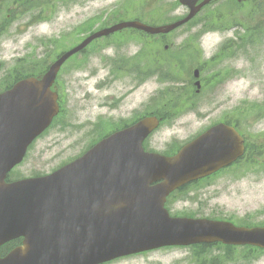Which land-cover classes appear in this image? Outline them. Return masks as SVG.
Here are the masks:
<instances>
[{
  "label": "rangeland",
  "instance_id": "1",
  "mask_svg": "<svg viewBox=\"0 0 264 264\" xmlns=\"http://www.w3.org/2000/svg\"><path fill=\"white\" fill-rule=\"evenodd\" d=\"M131 1L125 10L121 0L47 1L41 8L39 23L28 31L16 30L13 15L0 10V80L4 70H10L19 57H26V62L17 70L27 67L25 73H30L42 68L41 60L50 51L62 53L77 46L92 33L95 26L89 19L93 15L99 18L97 23L106 19V26L135 17L162 25L179 19L185 11L177 0H153L148 4L144 0ZM107 7V16L105 12L95 13ZM123 11L128 14L123 16ZM199 17H206V27L213 28L202 37L199 22L164 37L124 32L96 43L69 62L67 78L61 84L65 103L61 124L58 122L32 144L24 162L14 170L15 176L52 172L108 134L147 115L157 114L163 120L145 143L148 151L160 154L174 153L211 126L230 121L247 143H253L248 157L207 184L191 187L171 205V211L245 227L264 225V0L240 5L235 0H222ZM236 24L241 25V39L251 40L237 53L231 48L234 44L227 42L236 36ZM139 50L144 55V80L136 81L130 72L111 80L110 71L118 66L123 67L122 71L130 69L132 64L124 61ZM213 56L218 58L209 61ZM197 67L201 70L198 94L186 82H193L192 72ZM153 72L156 74H148ZM5 82L0 81V91ZM102 84L105 86L100 89ZM118 99L120 103L110 108L109 104ZM204 260L206 264L211 260L215 264H264V253L240 247L231 252L220 248L202 254L182 248L112 264H201Z\"/></svg>",
  "mask_w": 264,
  "mask_h": 264
},
{
  "label": "water",
  "instance_id": "2",
  "mask_svg": "<svg viewBox=\"0 0 264 264\" xmlns=\"http://www.w3.org/2000/svg\"><path fill=\"white\" fill-rule=\"evenodd\" d=\"M197 1L180 0L191 11L169 26L131 22L98 32L63 54L40 80H22L0 94V246L24 238L0 264H101L159 247L193 244L264 249V227L170 218L163 208L170 192L231 165L243 154V139L224 124L164 157L143 151V140L159 125L156 118L147 117L49 176L5 182L57 113L50 88L65 60L94 39L122 28L167 34L210 0L195 6ZM195 86L199 88V82Z\"/></svg>",
  "mask_w": 264,
  "mask_h": 264
},
{
  "label": "flooded vegetation",
  "instance_id": "3",
  "mask_svg": "<svg viewBox=\"0 0 264 264\" xmlns=\"http://www.w3.org/2000/svg\"><path fill=\"white\" fill-rule=\"evenodd\" d=\"M47 1H51V0H6L3 3H0V10L5 9V10H7L9 13H11L13 15L14 23L17 24L16 30H18V31H28V30L32 29L33 27H35L39 23V20L42 18V16L40 15L41 8L43 7L44 4L47 3ZM121 1H122L121 4L123 5L122 6L123 10H125L127 7H129L132 4L131 0H121ZM145 1H147L146 4H148L149 2L151 3V1H153V0H144L143 2H145ZM202 1H204V0H200L197 4H200ZM219 1H222V0H211L209 2V4L206 7H204L199 12V14L197 16H199L202 11H204L205 9L210 7L211 5H213L215 3H218ZM237 1H240V0H237ZM154 2H157V0H154ZM4 6H6V7H4ZM183 8H184L185 11L180 16V18H183L189 12V9L187 7H183ZM142 9L146 10L147 8L142 5ZM108 11L109 10H108V7H107L104 10H100L98 12L95 11V13H97V15H99L100 13L102 14L103 12H105V14L107 16L108 13H109ZM110 11H112V9ZM154 11H156V10L154 9ZM154 11H151V12L155 13ZM123 12H124L123 16L125 14H128V11H123ZM140 18L141 17H135V20H139L140 21L141 20ZM52 19H53V17L50 18V20H52ZM98 19L99 18H97L96 15H93L89 19V20H93V24L95 26L93 31H95V30L98 31V30H101V29H104V28H108V27H110V25H113L111 23L108 26H106L108 24L106 19H105L104 23H97ZM123 21L124 20H121V22H123ZM117 23H119V22H117ZM143 23H145V22H143ZM146 24H148L150 26H160L157 23L156 24H149V23L146 22ZM191 25H193V24H189V26H191ZM201 25L205 26V21H203V23ZM185 26H187V25H185ZM185 26H183V27H185ZM124 32H126V33H128V32H132V33L136 32V33L140 34V32L135 30V29H123V30L118 31L116 34H121V33H124ZM61 36L62 35H60L58 37L61 38ZM103 40L106 41L107 38H105V37L100 38L99 40H97L96 43H98L100 41H103ZM36 41H38V39ZM164 50L166 52H168V47H164ZM158 54H159V52H158ZM57 56H58V53L50 51L49 54H47L46 57L42 58V60H41L42 68L37 69V71L30 72V74L33 75V76L41 77L47 71V69L50 66V64L57 58ZM143 57H144L143 53L139 50L132 56V59L127 58L124 62H126L128 64H130V63L132 64L130 69L122 71L123 67H121V66L115 67L109 73V75L111 76V80L113 78L118 79L119 76H122L123 74H127L128 72H130L131 75L134 76L136 81H142L144 79V76H145V72H144V58ZM25 58L26 57H19L17 59V61L23 60ZM133 59H134V61H133ZM136 60H137V62H136ZM67 66L68 65L66 63H64L61 66L60 70L57 73V76L55 78V81H54V84H53V87H52V90L54 92H56L57 95H58V106H59L58 115L59 116H57L55 118V120H54V122H55L56 119H57V124L59 122L58 118L61 119L62 116H63V113L65 111V108H64V105H65V103H64V91H63L64 87H62L61 84L64 83L65 79L67 78L66 77V67ZM23 72H25V71H22V73ZM22 73H21L20 70L19 71L17 70V64L14 62L11 65L10 70L9 69H7L6 71L4 70L2 78H1L0 81L1 82H5V81H8V82H12V81L14 82L15 81L16 82L17 80H19L21 78ZM104 86L105 85L102 84L100 89H103ZM120 101H121V99H118L117 101H112L109 104V107L110 108H114L115 106H117L120 103ZM59 124H61V121L59 122ZM126 126H128V125H123L121 128H119L117 130H120V129L126 127ZM181 191L182 190L172 194L167 199L166 204L171 206L178 199L177 197H178V195L180 194ZM20 243H21V240L9 242L2 248V251L5 252L4 254H6L10 250H12L13 248L17 247ZM145 254H147V253H143V254H140V255H145ZM114 262L115 261H113V263Z\"/></svg>",
  "mask_w": 264,
  "mask_h": 264
},
{
  "label": "trees",
  "instance_id": "4",
  "mask_svg": "<svg viewBox=\"0 0 264 264\" xmlns=\"http://www.w3.org/2000/svg\"><path fill=\"white\" fill-rule=\"evenodd\" d=\"M229 42H231V41H229ZM227 123H229V124H234L233 122H230V121H227ZM251 146H253V143H250V144H249V149L251 148ZM222 248H224V249L227 250V251L231 250L229 247H222ZM215 262H216V261L211 260L209 264H215Z\"/></svg>",
  "mask_w": 264,
  "mask_h": 264
}]
</instances>
